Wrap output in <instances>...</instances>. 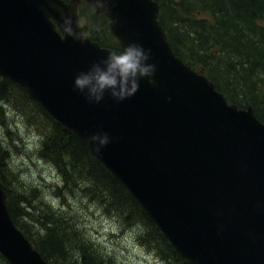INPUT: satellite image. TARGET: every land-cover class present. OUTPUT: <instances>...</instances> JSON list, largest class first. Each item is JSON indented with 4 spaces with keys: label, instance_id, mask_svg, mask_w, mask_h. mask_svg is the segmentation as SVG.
I'll list each match as a JSON object with an SVG mask.
<instances>
[{
    "label": "water",
    "instance_id": "1",
    "mask_svg": "<svg viewBox=\"0 0 264 264\" xmlns=\"http://www.w3.org/2000/svg\"><path fill=\"white\" fill-rule=\"evenodd\" d=\"M87 1L123 49L150 53L156 70L133 96L106 93L97 103L75 88L77 76L120 52L85 36L79 0H0V73L86 141L192 264H264V121L176 55L158 1ZM105 134L106 145L91 139ZM0 253L11 264H53L15 224L1 186Z\"/></svg>",
    "mask_w": 264,
    "mask_h": 264
},
{
    "label": "trees",
    "instance_id": "2",
    "mask_svg": "<svg viewBox=\"0 0 264 264\" xmlns=\"http://www.w3.org/2000/svg\"><path fill=\"white\" fill-rule=\"evenodd\" d=\"M158 19L166 31L176 55L195 70L204 72L230 103L246 108L253 106L264 121V0H157ZM84 16L89 37L104 47L122 52L120 41L109 27L105 14L90 12ZM2 95L11 87L17 90L15 101L34 102L49 122L40 156L52 161L64 178L59 189L82 195L96 202L111 215L127 223L140 221L146 226L143 242L159 254L175 258L180 264H192L167 239L155 221L125 185L92 153L88 143L70 128L51 116L26 91L25 87L0 74ZM13 94V93H12ZM1 107V106H0ZM5 150L0 143V186L15 224L23 231L42 256L53 264H110L86 231L76 227L45 203V232H31L20 222L21 207L9 191L7 181L15 174L2 163ZM25 213V212H24ZM84 234V236H83ZM76 252V253H75ZM78 254V255H77ZM0 258L10 262L0 253Z\"/></svg>",
    "mask_w": 264,
    "mask_h": 264
},
{
    "label": "rangeland",
    "instance_id": "3",
    "mask_svg": "<svg viewBox=\"0 0 264 264\" xmlns=\"http://www.w3.org/2000/svg\"><path fill=\"white\" fill-rule=\"evenodd\" d=\"M81 10L85 14L86 7ZM83 22L91 23V18L84 16ZM16 93L13 87L3 95L0 92V143L5 150L2 164L15 174L7 184L22 208L20 222L31 232H45L44 219L38 218L43 216L46 203L57 214L76 223L78 229L86 231L87 236H83L97 244L95 248L102 251L110 264H180L175 258H163L143 242L146 226L142 222L127 223L76 192L64 191L65 198L60 196L58 190L64 187V178L52 161L39 154L49 133L46 131L49 122L34 102L23 106L22 102L15 101ZM33 133V147L28 150L25 139ZM0 264L7 263L0 258Z\"/></svg>",
    "mask_w": 264,
    "mask_h": 264
},
{
    "label": "clouds",
    "instance_id": "4",
    "mask_svg": "<svg viewBox=\"0 0 264 264\" xmlns=\"http://www.w3.org/2000/svg\"><path fill=\"white\" fill-rule=\"evenodd\" d=\"M94 7L102 9L105 7L103 0H94ZM65 31L79 38L72 28V21L69 16L63 14ZM150 53L138 45L131 44L122 52H109L106 59L92 66L88 72H82L75 79V88L85 93L87 99L91 102L93 99L99 103L104 99L105 94H110L117 101H122L133 96L139 89V80L144 77H150L156 70L154 64H149ZM153 82L150 80V83ZM35 133L31 137L25 139V145L28 150L33 147L32 140ZM92 140H99L101 145L108 143V136L105 134L102 138L93 136ZM100 148L97 147V151Z\"/></svg>",
    "mask_w": 264,
    "mask_h": 264
},
{
    "label": "flooded vegetation",
    "instance_id": "5",
    "mask_svg": "<svg viewBox=\"0 0 264 264\" xmlns=\"http://www.w3.org/2000/svg\"><path fill=\"white\" fill-rule=\"evenodd\" d=\"M66 1H69V0H66ZM85 4V6L87 5L88 9L90 12H93L91 9H90V5L88 3L87 0H79V2L77 3V15H78V20L80 22V24H84L83 23V17H84V14L80 8L81 5ZM95 13V12H94ZM97 14H100V13H97Z\"/></svg>",
    "mask_w": 264,
    "mask_h": 264
}]
</instances>
